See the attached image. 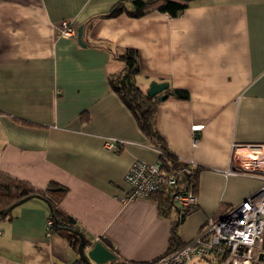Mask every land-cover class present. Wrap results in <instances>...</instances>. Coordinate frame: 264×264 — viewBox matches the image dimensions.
Instances as JSON below:
<instances>
[{"label": "crops", "instance_id": "0c3cea01", "mask_svg": "<svg viewBox=\"0 0 264 264\" xmlns=\"http://www.w3.org/2000/svg\"><path fill=\"white\" fill-rule=\"evenodd\" d=\"M133 1L0 0V173L39 190L66 187L61 209L73 223L50 233L45 200L18 205L0 221V264H78L76 232L110 247L117 262L148 264L168 254L177 222L187 243L220 206L261 186L225 172L246 146L264 145V0H191L178 18L105 17ZM65 20L77 36L83 28L82 44L59 36ZM126 50L138 52L144 93L154 82L189 93L161 100L154 124L172 155L202 168L193 211L177 206L165 217L152 199L124 201L133 164L161 160L109 85L125 71ZM110 139L125 142L120 152L106 149Z\"/></svg>", "mask_w": 264, "mask_h": 264}, {"label": "built area", "instance_id": "2783aa9c", "mask_svg": "<svg viewBox=\"0 0 264 264\" xmlns=\"http://www.w3.org/2000/svg\"><path fill=\"white\" fill-rule=\"evenodd\" d=\"M59 36L70 39L77 36L75 26L65 20L59 28ZM201 127H194V131ZM124 141H106L107 150L120 152ZM247 153L235 156L227 176L249 175L260 178L261 186L242 203L231 207L220 218L207 220L203 230L193 240L185 243L176 252L167 254L149 264H191L206 261L208 264H264V145L246 146ZM182 161V160H181ZM180 161V162H181ZM184 170L193 174L198 165L193 161H182ZM183 172L171 173L161 162L137 161L126 174L130 188L124 201L150 199L164 186H176ZM173 202L184 212L198 208L199 199L193 184L183 192L172 195ZM52 221H48V229Z\"/></svg>", "mask_w": 264, "mask_h": 264}, {"label": "trees", "instance_id": "16d2710c", "mask_svg": "<svg viewBox=\"0 0 264 264\" xmlns=\"http://www.w3.org/2000/svg\"><path fill=\"white\" fill-rule=\"evenodd\" d=\"M191 0H135L130 6L125 2H119L106 14V18H118L128 16L130 18H142L154 12L166 14L172 18H178L189 7ZM119 59L125 63L123 73L111 76L109 85L130 112L135 117L141 131L152 141L153 147L161 152V162L166 171L171 173L183 172L178 179L176 186H164L150 199L159 204L160 212L163 216L169 217L170 212L177 208L172 200L173 193L185 191L190 184H193L195 193L198 192L199 177L202 172L201 167L194 169L193 174L184 170V166L178 158L172 155L163 138L160 136L154 122V112L156 105L161 101V96L150 97L144 93L136 84L135 77L140 73L139 55L135 50H126ZM164 99L172 98L178 101L189 100V93L185 90H167L164 92ZM68 194V189L56 182H51L46 190H39L27 181L13 178L7 174L0 173V221L11 218L12 210L18 205L32 198H40L47 202L49 207V220L52 225L50 233H59L62 229H72V222L68 221L61 206ZM231 207L220 206L214 218H220ZM178 222L175 225L174 235L171 238V249L168 254L176 252L185 243L179 242L177 235ZM110 248V247H109ZM111 250V249H110ZM113 252V251H112ZM78 264H84L82 260ZM108 264H122L114 261ZM149 264V263H148Z\"/></svg>", "mask_w": 264, "mask_h": 264}, {"label": "water", "instance_id": "95a60500", "mask_svg": "<svg viewBox=\"0 0 264 264\" xmlns=\"http://www.w3.org/2000/svg\"><path fill=\"white\" fill-rule=\"evenodd\" d=\"M83 28L78 30V40L82 44ZM169 89L167 83H152L147 94L150 97L159 96ZM164 98L162 97L161 100ZM76 234L81 238L80 256L84 264H108L117 260V256L109 248H107L101 242L89 244L85 241V238L78 232ZM264 257V252L261 258Z\"/></svg>", "mask_w": 264, "mask_h": 264}]
</instances>
